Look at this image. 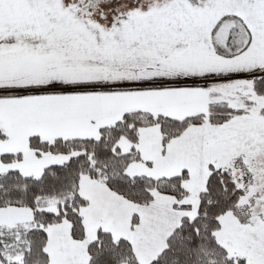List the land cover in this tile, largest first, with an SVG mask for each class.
<instances>
[{
	"label": "snow or ice",
	"instance_id": "1",
	"mask_svg": "<svg viewBox=\"0 0 264 264\" xmlns=\"http://www.w3.org/2000/svg\"><path fill=\"white\" fill-rule=\"evenodd\" d=\"M0 264H264V0H0Z\"/></svg>",
	"mask_w": 264,
	"mask_h": 264
}]
</instances>
